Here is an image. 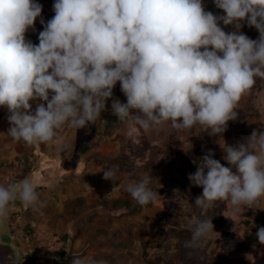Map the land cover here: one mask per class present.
Returning a JSON list of instances; mask_svg holds the SVG:
<instances>
[{"label":"clouds","instance_id":"obj_1","mask_svg":"<svg viewBox=\"0 0 264 264\" xmlns=\"http://www.w3.org/2000/svg\"><path fill=\"white\" fill-rule=\"evenodd\" d=\"M214 3L225 15L206 11L202 0H55V14L34 45L25 34L34 29L42 5L0 0V107L9 113L8 136L28 146L53 142L66 124L75 129L95 124L109 99L113 115L134 121L126 133L134 143L140 129L166 122L178 130L200 126L210 135L223 134L238 118L242 96L256 78L264 79V0ZM221 21L236 31L225 32ZM245 21L258 30V39L239 32ZM118 82L126 103L113 99ZM34 100L40 103L32 111ZM63 147L57 144L56 150ZM222 148L232 167L209 150L188 176L203 189L195 206L225 201L234 213L251 209L264 197V131ZM115 175L112 168L104 170L105 179ZM151 179L126 186L141 206L157 198ZM17 200L24 207H43L30 179L0 184V218ZM213 227L211 218L201 220L185 246H198ZM256 237L264 245V227ZM73 264L87 262L75 257Z\"/></svg>","mask_w":264,"mask_h":264},{"label":"rangeland","instance_id":"obj_2","mask_svg":"<svg viewBox=\"0 0 264 264\" xmlns=\"http://www.w3.org/2000/svg\"><path fill=\"white\" fill-rule=\"evenodd\" d=\"M38 1L42 13L34 29L25 34L26 40L43 31L55 14L46 0ZM219 26L225 32L236 31L222 21ZM239 32L253 40L259 38L258 30L246 21ZM117 84L113 99L123 103ZM30 103L35 111L40 101ZM111 104L112 99L106 101L95 124L81 129L66 124L57 130L55 141L32 146L8 136L9 113L0 107V184L19 185L28 178L43 203V207H24L17 200L9 208L0 230V264H73L75 257L87 264H264V245L256 237L263 226L252 216L255 210L264 213V197L258 205L236 213L225 201L209 208L196 207L195 199L203 189L188 179L193 159L198 160L197 169L211 150L228 164L224 144L244 143L250 136L245 130L264 131V79L256 78L238 102V118L218 135L200 126L178 130L166 122L148 131L140 129L139 143H134L126 134L134 125L131 120L114 122L109 134H103L102 117L113 113ZM57 144L64 146L62 151L56 150ZM87 144L89 149L81 153ZM107 168L115 171L113 180L104 178ZM146 176L152 177L149 187L158 193L154 202L131 213L109 204L113 198L132 200L126 186ZM77 197L81 203H72ZM209 218L214 227L206 240L186 247L195 225ZM247 234L255 242H249Z\"/></svg>","mask_w":264,"mask_h":264},{"label":"trees","instance_id":"obj_3","mask_svg":"<svg viewBox=\"0 0 264 264\" xmlns=\"http://www.w3.org/2000/svg\"><path fill=\"white\" fill-rule=\"evenodd\" d=\"M46 1H47V3L50 6L53 7L55 0H46ZM203 1H204V7H205L206 11L212 12L214 15H217V16H221L224 13L223 10L218 9L215 6L214 0H203ZM35 2L39 3L38 0H35ZM30 39L31 40H29V41H31L33 44L39 43V33L38 34H36V33L35 34H31L30 35ZM116 89L120 93V95L122 97V100H123V103H126V97L123 94V92L121 91V87H120L119 83L117 84ZM102 120H103V122H102L103 134H109L112 123H114V122H122L115 115H113V113L105 115L104 117H102ZM253 131L254 130H245L244 133H246L248 135H251ZM255 131L259 132V131H263V130L262 129H258V130H255ZM88 149H89V145L87 144V145H84L80 149V151H81V153H84ZM212 158L220 161V163L222 165H224L225 167L229 166L227 163H225L220 158L219 154H214ZM192 165H193V167H191L189 169V172L191 174L196 172L197 169H195L194 166L198 165V160L197 159H193L192 160ZM109 202H110L109 204L111 206H113V207H124L130 213L131 212H135V211L147 206V205L146 206H141L134 199L130 200L127 197L113 198ZM72 203L80 204L81 203V199L79 197H77V198L72 200ZM103 203L105 204V202H103ZM252 216H253V219L257 222V224H259V225L264 227V213H262L259 210H255L253 212ZM78 232H79V227L75 230V232H74L72 237L75 238L77 236ZM247 240L249 242H251V243L255 242V238H254V236L252 234H247ZM26 258L30 259V256L27 255Z\"/></svg>","mask_w":264,"mask_h":264},{"label":"crops","instance_id":"obj_4","mask_svg":"<svg viewBox=\"0 0 264 264\" xmlns=\"http://www.w3.org/2000/svg\"><path fill=\"white\" fill-rule=\"evenodd\" d=\"M8 185V184H7ZM7 185H5V186H7ZM4 225H5V223L3 222V219L2 218H0V230H2L3 228H4ZM2 234V233H1Z\"/></svg>","mask_w":264,"mask_h":264}]
</instances>
